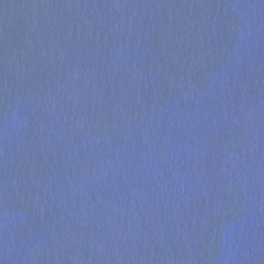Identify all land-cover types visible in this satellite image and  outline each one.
Returning a JSON list of instances; mask_svg holds the SVG:
<instances>
[{"label": "water", "instance_id": "95a60500", "mask_svg": "<svg viewBox=\"0 0 264 264\" xmlns=\"http://www.w3.org/2000/svg\"><path fill=\"white\" fill-rule=\"evenodd\" d=\"M0 264H264V0H0Z\"/></svg>", "mask_w": 264, "mask_h": 264}]
</instances>
